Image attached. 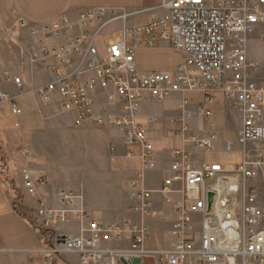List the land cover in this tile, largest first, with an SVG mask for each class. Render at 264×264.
<instances>
[{
  "label": "built area",
  "instance_id": "2783aa9c",
  "mask_svg": "<svg viewBox=\"0 0 264 264\" xmlns=\"http://www.w3.org/2000/svg\"><path fill=\"white\" fill-rule=\"evenodd\" d=\"M162 8L165 16L138 25L128 21L139 11L104 7L74 11L39 25L19 19L21 30L41 35L40 61L53 75L40 94L59 92L63 112L73 113L78 126L92 122L104 127L109 122L124 133L128 145L140 147L141 173L134 198L139 202L136 210L149 217L153 193L139 185L142 175L155 168V161L154 147L136 120L142 104L163 102L174 92L202 93L200 112L212 124L214 112L207 105L222 95L243 118L237 139L226 143L227 151L242 153V162L196 168L184 150L175 151L172 174L159 192L168 204L174 202V194L182 197L175 203L172 219L174 242L152 251L145 246L151 234L147 224L96 222L78 206L80 194L71 190L57 192L60 208L49 207L39 192L46 180L34 179L24 169V190L32 207L17 192L14 207L45 240L42 264H55L68 254L78 255L81 264H123L121 259L131 264L134 258L142 264L145 259L156 264H264V64L250 59L248 50L252 36L264 26V0H170ZM116 23L123 24L122 39L106 45L101 57L95 42ZM165 44L183 57L181 65L171 73L140 72L136 52ZM6 81L24 91L21 77L8 75ZM111 88L118 96L117 114L97 102ZM16 100L0 92V108L7 106L20 117ZM181 125L184 141L199 149H210L218 138L213 133L200 139L184 121ZM211 192L215 196L209 209ZM70 222L81 224L79 234L56 230ZM111 240L130 242L129 254L99 248Z\"/></svg>",
  "mask_w": 264,
  "mask_h": 264
},
{
  "label": "crops",
  "instance_id": "0c3cea01",
  "mask_svg": "<svg viewBox=\"0 0 264 264\" xmlns=\"http://www.w3.org/2000/svg\"><path fill=\"white\" fill-rule=\"evenodd\" d=\"M125 1H127L131 9H133L130 10L131 12H140L137 14L139 17L136 18V20L135 17L137 15L132 16L128 21L131 25H138L165 16L167 11L162 8V6L170 0ZM98 2L101 1L0 0V22L4 28L8 30L11 27L8 22L13 21V19L14 21L16 20V22L19 19H23L30 24L39 25L52 23L64 15L83 9L104 7L126 10L124 7L106 6ZM122 27V23H116L107 29L108 32L105 31L103 35L121 32ZM28 35L34 39L35 44L32 49L21 50L20 55L22 56L23 65L19 69L20 71L17 72V76L21 77L23 80L24 91L19 92L15 85L6 81V77L12 74L6 73L3 67L1 68L3 71L0 72V74H5V79H1L0 75V92H7L12 97L17 98L16 102L22 110V115L20 117H16L10 112L12 121L15 123V128L11 129V131L14 136L13 144L21 145V143H23L24 146H22V148H24L25 151L12 152L15 148L8 146L6 148L7 150L9 149L8 153L5 151L7 157L2 158L4 160L6 159L4 164L6 167L5 170L10 172L13 170V177L11 180H6L2 171H0V264H42V255L40 251L44 248L45 240L31 225L28 219L14 207L13 195L15 192L22 194L25 204L32 207V204L30 205V200L27 203L24 196L25 190L22 180V171L24 169L29 170L34 179L44 178L46 180V186L40 187L39 192L49 207L60 208L57 192L59 190H71L80 194L81 200L78 206L88 211L91 214L92 220L104 225L120 224L123 220L137 224L145 223L151 229V234L147 242L151 241L153 237L158 238L160 241V245L150 248L146 242L145 246L147 250H161L171 247L174 242V237L172 235V219L174 217L175 203L181 201L182 197L179 193L174 194V202L168 204L164 201L159 192L163 188L164 181L172 174L171 164L175 159L174 152L184 150L196 168H201L203 165L219 164L217 162H206L205 155L207 153L212 154L224 150L227 151L226 143L235 141L238 132L242 128V115L232 110L226 104L224 97L220 94L216 95V102L213 105H207V108L214 112V121L212 124L208 123L204 115L200 112L204 99L202 93L174 92L163 102L141 105L136 120L137 123L146 130L148 142L154 147L155 168L146 171L142 175L139 185L141 190L151 191L153 193L151 199V212L153 215L149 217L141 211L136 210L139 202L134 198V184L141 173V160L139 158L141 154L140 147L137 145H128L124 133L112 127L109 122L104 127L92 122H86L82 126H78L77 117L73 113L63 112L59 92L55 91L47 94H40V91L52 82L53 75L40 61L43 57L44 50V45L41 42V35H31L29 33ZM0 38V40L3 41L2 39L4 37L1 36ZM250 42H253V48L248 49L250 59L264 64V47H261L259 45L260 42L255 41L253 38ZM261 54L262 57H259ZM4 57L8 59L6 56ZM182 62L183 57L179 65H181ZM174 71L175 70L159 73H171ZM140 72L153 73L157 71ZM37 73L42 74L47 78V81L38 85L35 78ZM110 96H114L115 102L110 101ZM219 101L222 102L227 111H233L227 112L226 117L221 119L220 125L234 132L235 138L225 139L222 137L223 132L215 128L217 124L219 125V121H217V109H215ZM97 102L100 104L99 107L104 105L109 106L114 114L119 112L118 96L112 88L106 93H101L97 98ZM29 103H32L30 107L28 105ZM152 107H160V109L158 111H152ZM217 108H219V105ZM27 109L35 113L34 118L37 122L36 127H34L36 124L32 127L27 124L29 117H25L26 115L24 114ZM182 121H184L190 131L200 139L209 138L213 133H217L218 138L213 141L210 149H199L195 145L184 141V137H182ZM58 122H63L67 128L70 127L74 129V127H80L89 130L92 134L98 135H100L99 130H107L108 134L103 135L109 138L107 146L110 149L112 148V157L106 160V165L108 167L106 176L108 181L106 190L103 193L96 195V193L91 194V191H89L87 194L86 183L83 180L82 174L79 185L71 189L66 188L61 180H56L54 177L50 176L49 169H47L43 161H41L42 158L33 151L31 146L32 136L40 134L45 135L47 132L53 131ZM95 127H98L99 130L93 132ZM134 148L138 149L136 153L131 151L132 149L134 150ZM26 152L30 153V157H27V154H25ZM12 180H14V184ZM80 229L81 224L78 222H70L56 227L58 232L70 233L72 235L79 234ZM99 248L104 251L116 253L124 252L125 254H129L131 244L128 241L111 240L102 242ZM143 262V264H156L153 259H145ZM55 264L81 263L78 255L68 254L61 256Z\"/></svg>",
  "mask_w": 264,
  "mask_h": 264
},
{
  "label": "rangeland",
  "instance_id": "374dc122",
  "mask_svg": "<svg viewBox=\"0 0 264 264\" xmlns=\"http://www.w3.org/2000/svg\"><path fill=\"white\" fill-rule=\"evenodd\" d=\"M101 4L106 6H120L124 7L126 10L130 11V5L125 0H100ZM137 15L135 17L138 18ZM8 22L11 26L8 30L4 28L0 22V37L3 36V41L0 40V69L3 67L5 72L17 76L22 64L21 50L32 49L34 46V39L28 35L26 30H21L19 28V20ZM107 31V30H106ZM108 32V31H107ZM255 41L260 42V46L264 47V26H261L258 31L252 36ZM1 39V38H0ZM122 39V33L118 32L115 34H104L98 37L95 42L96 47L99 50L101 57L105 56V46L108 44H115ZM253 42H249L248 49L253 48ZM33 51V50H32ZM6 56L8 59H5ZM262 57V54L259 55ZM264 58V57H263ZM5 59V60H4ZM137 67L138 70L148 72H170L176 70V67L180 64L182 57L180 54L174 52L168 45H161L155 49H140L136 52ZM3 70L1 69L0 72ZM1 79H5V74L2 73ZM36 82L38 85L47 81L42 74L37 73ZM29 107L32 103L28 104ZM219 105V108H217ZM215 109H217V121L219 125L215 127L217 130L223 132V138H235L234 132L228 130L227 127L220 125V121L223 117H226L227 112H233L232 110H226L225 106L219 101ZM155 107V106H154ZM152 111H158L160 107L154 108ZM24 112L25 117H29L27 124L34 126L37 122L34 118L35 113L29 111ZM24 117V118H25ZM10 118V119H9ZM64 122V121H63ZM63 122L56 123L55 129L53 131L47 132L45 135L40 134L32 136V148L33 151L42 158L44 165L49 169L50 176L54 177L56 180H61L62 184L68 188H74L80 184L81 174L83 180L85 181L87 194L91 191V194H100L106 190L107 185V170L106 165L107 158L112 157V148L107 146L108 136L103 134H108L107 130H99L95 127L93 132L96 130L100 131V135L92 134L89 130L74 127H65ZM37 124L34 126L36 127ZM15 128V123L12 121L10 108L2 107L0 108V148L3 149V158L7 157L5 151L8 146L15 148L12 152L24 151L23 143L13 144L14 136L12 135L11 129ZM42 128V127H41ZM102 133V134H101ZM107 137V138H106ZM110 137V136H109ZM107 147V148H106ZM6 149V150H5ZM137 148L134 150L135 153L138 151ZM25 152V151H24ZM27 157H30V153L26 152ZM242 153L240 151L227 152L226 150L219 153H207L205 155V161L208 163L217 162L222 166H236L242 161ZM44 158V159H43ZM6 159H2L0 154V171H2L3 176L6 180H11L13 177V170L6 171L5 167ZM239 163V164H238ZM11 175V176H10ZM14 184V180H12ZM262 196H264V190L261 191ZM26 202H29V196L24 192ZM31 205V202H30ZM148 247H156L160 245L158 238H154L147 242Z\"/></svg>",
  "mask_w": 264,
  "mask_h": 264
},
{
  "label": "water",
  "instance_id": "95a60500",
  "mask_svg": "<svg viewBox=\"0 0 264 264\" xmlns=\"http://www.w3.org/2000/svg\"><path fill=\"white\" fill-rule=\"evenodd\" d=\"M214 193H209V195H208V204H209V209H211L212 208V206H213V203H214ZM121 261H122V263L123 264H129V262H127L125 259H121ZM131 264H142V261H141V259H138V258H134V259H132L131 260Z\"/></svg>",
  "mask_w": 264,
  "mask_h": 264
},
{
  "label": "trees",
  "instance_id": "16d2710c",
  "mask_svg": "<svg viewBox=\"0 0 264 264\" xmlns=\"http://www.w3.org/2000/svg\"><path fill=\"white\" fill-rule=\"evenodd\" d=\"M0 154H1V156H2V158H3V149L2 148H0Z\"/></svg>",
  "mask_w": 264,
  "mask_h": 264
}]
</instances>
